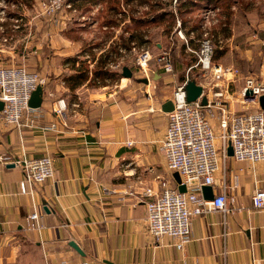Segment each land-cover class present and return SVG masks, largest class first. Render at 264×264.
Wrapping results in <instances>:
<instances>
[{
  "label": "crops",
  "instance_id": "crops-1",
  "mask_svg": "<svg viewBox=\"0 0 264 264\" xmlns=\"http://www.w3.org/2000/svg\"><path fill=\"white\" fill-rule=\"evenodd\" d=\"M249 2L254 6L253 16H238L244 7L235 0L234 12L228 16L224 11L217 18L222 23L215 26L226 23L230 29L227 34L220 28L217 31L219 40L226 39L227 48H219L225 53L216 62L236 66L241 72L230 83L223 81L221 88V98L235 111L252 106L241 99L245 76L252 73L264 81V13H258L264 0ZM208 4L215 3L206 1L203 6ZM215 7L220 8L218 3ZM84 16H76L77 23L69 20L68 26L65 16L62 48L37 55L47 83L42 105L31 110L36 123L30 126L23 117L27 123L17 127L5 123L0 114V264H264V207L253 204L255 190L264 188V160L228 156L226 167L216 173L211 185L214 194L227 190L235 198L228 201L233 210L193 216L191 237L182 248L171 236L157 239L150 234L144 191L147 186L157 187L158 176L171 172L159 148L168 122L162 104L173 99L175 89L188 76L192 79L193 68L188 72L190 65L180 68L177 62L174 72H166L152 62L148 83L141 80L138 66L125 64L127 54L122 52L121 67L112 65L110 55L104 65L118 72L117 76H96L98 60L112 47L119 31L98 38L93 52H80L84 42L79 40L98 21L94 16L88 25L82 21ZM239 17L251 28L245 35L237 32ZM192 21L198 23L192 30H198L202 18ZM103 28L108 29L107 24ZM83 62L88 63L89 77L74 82L69 77ZM124 65L133 76L123 75ZM196 81L201 83L198 76ZM208 95L214 97L210 91ZM59 98L69 105L65 121L53 109ZM52 122H57L56 129L48 128ZM46 153L54 157V176L31 193L21 192L22 166L1 156ZM234 173L239 175L237 188L231 184ZM36 206L43 207L41 227L28 228V216Z\"/></svg>",
  "mask_w": 264,
  "mask_h": 264
},
{
  "label": "built area",
  "instance_id": "built-area-1",
  "mask_svg": "<svg viewBox=\"0 0 264 264\" xmlns=\"http://www.w3.org/2000/svg\"><path fill=\"white\" fill-rule=\"evenodd\" d=\"M178 0H174L177 3ZM42 5L49 11H54L62 5L73 7L70 0H44ZM204 21L202 18L203 38L200 46L195 48L188 38L195 33L185 36L182 21L178 17L177 35L185 38L187 49L194 51L197 61L188 67L199 66V69L211 76L214 83L209 86L200 80L204 87L203 94L208 97V103H203L201 96L195 100H188L186 83L189 76L174 91V109L167 111L168 122L163 136L159 140V148L164 154L166 165L170 171H179L181 182L176 181L172 185L166 175L158 176V186H147L144 191L147 206V228L155 238L171 236L175 239L178 248H182L191 237L192 218L212 210L224 212L233 210L228 203L227 190L216 193L213 198L204 197L203 185L214 184L216 173L226 167L225 162L229 156L228 146L231 143L234 148L233 156L237 160H248L257 162L264 160V108L260 104V96L264 94V81L255 74H247L244 85L241 88V99L243 103L257 106L249 111L233 112L227 101L222 99L223 90L221 82L234 80L240 70L236 66L224 65L213 59L215 44L209 34V13L211 7L207 8ZM19 27L18 24H15ZM194 37V36H193ZM123 54H127L125 49ZM123 54H121L123 56ZM153 53L149 48H142L137 53V64L143 77L151 80V61ZM157 61L166 72H174V62L170 50H163L157 55ZM114 67H121V61H114ZM47 77L38 70L30 69L25 63H11L0 65V100L4 106L0 114L5 123L17 127L25 125L23 117L29 120V125L36 123L32 115L30 99L33 91L38 85H45ZM229 86V85H228ZM212 92L213 98L209 97L208 90ZM53 94V92H51ZM68 102L65 98H59L54 104V112L59 119L66 120ZM218 108L215 112L214 108ZM217 117L219 121L220 134L217 139L216 127L212 118ZM57 122H52L48 128L56 129ZM1 159L6 162L19 164L23 168L24 176L20 180V188L23 193H31L34 187L46 179L54 176V157L49 154L41 156L21 155L14 157L4 154ZM186 185V191L179 189V184ZM231 184L233 188L239 185V175L232 174ZM253 204L256 208L264 207V188L260 187L253 193ZM43 207L36 206L28 216V228L39 229L40 218ZM82 264H87L83 261Z\"/></svg>",
  "mask_w": 264,
  "mask_h": 264
},
{
  "label": "rangeland",
  "instance_id": "rangeland-1",
  "mask_svg": "<svg viewBox=\"0 0 264 264\" xmlns=\"http://www.w3.org/2000/svg\"><path fill=\"white\" fill-rule=\"evenodd\" d=\"M43 1L44 0H0V65L25 63L30 69L41 71L42 60L37 56L38 53L46 56V54L52 52V50H56L60 47L62 48V19L66 16L68 26L70 25V21L77 23L78 20H75L76 16L81 17L83 14H85L86 19L82 21H86L88 25L93 24L91 21L94 19V16L98 21L96 22L97 25H94V27L92 25L91 29L85 31L83 37L79 40L81 43L84 42L83 44L80 43L81 45L78 48L80 52H84L87 49L93 52V47H95L93 43L96 42V45L97 42H99L98 38H105L109 34H112V32L117 33V31H119L113 43L115 44L114 47L118 49L111 48L114 50L111 55V60L115 62L120 61L119 55L123 52L120 48H124L127 53V58H124L125 64L137 67V53L141 51L142 48H149L153 53V59L151 61L155 62L156 65H159L157 55L163 50L171 51L174 68L177 67L178 58H180V60L185 59V63L187 60H191L194 64L198 58L197 54L187 49L185 38H181L179 34H176L178 32L176 30L178 17L182 21L183 31L188 38L187 35L191 34L192 29L196 28L201 21L200 19L196 25H193L192 19L204 18V21L207 20L205 18L207 15L206 10L207 8H212V11L209 13V20L206 22L209 24V34L212 36V41L215 44V56L218 48H227L226 39L219 40L217 31L220 27L215 28V26H220L222 22H219L217 18L220 17L224 11L228 16L234 12V8L232 7L234 1L231 0H225L223 3L218 2L220 8H213L216 4L215 2V4H208L207 7L203 5L199 7L196 6L197 8L185 14L184 12L183 14L180 13L179 3L181 0H178L177 3H174V0H120L117 2V5H115L116 7H111L112 2L102 1L91 6L92 10L90 12H86V10L83 9L84 5H80L79 1L76 3L71 1L73 5L71 8L65 7L62 9L61 5L56 10L48 12L42 5ZM249 1L251 0L242 1L244 11L238 10V16L240 14H243L244 17L247 18L253 16L252 12L255 11L254 6ZM166 7L172 10L173 15L168 14L162 19L152 22L144 19L146 14L154 13L155 9H157V11H162L165 10ZM261 12L264 13V8H261L260 12L258 11L259 14H261ZM139 18L143 19V23H140V25L137 23ZM237 20L239 26H237L236 29L239 35H245L250 31L251 28L246 25L245 19L241 20V17H239ZM15 24H18L19 27H16ZM103 24H107L108 29L103 28ZM220 30L227 34L230 29L223 30V27H221ZM194 32L195 33H193L188 40L192 46L198 48L203 38L202 25ZM133 33L135 34L136 40L130 41V34ZM245 40L246 37L244 39L245 44H247V42L249 43V39L247 42ZM158 42H162L163 46H158ZM117 45L123 46L118 47ZM108 51L109 49L106 52ZM187 54H196V59L194 55L186 56ZM214 60L217 61V59ZM32 65H34V67H32ZM194 68H197V75L200 80H203L205 83L211 81L207 83L209 86L214 83L212 77L209 75L206 77L199 69V66ZM254 69L253 67L252 70ZM221 84L223 85V82H221ZM230 87H232V85H230ZM206 90H208L209 93L210 90L207 88ZM158 100L159 99H157V101ZM256 107L257 106L253 105L251 107L248 106L244 111L253 110L256 109ZM214 111L217 112L218 108H214ZM212 121L216 127L217 139L219 142L220 137L218 136L220 134V127L218 118L215 116L212 118ZM174 171L172 170L165 174L172 185H176V180L173 176Z\"/></svg>",
  "mask_w": 264,
  "mask_h": 264
},
{
  "label": "trees",
  "instance_id": "trees-1",
  "mask_svg": "<svg viewBox=\"0 0 264 264\" xmlns=\"http://www.w3.org/2000/svg\"><path fill=\"white\" fill-rule=\"evenodd\" d=\"M70 1H73V2H78L79 1V4H83V9H90L91 6L99 3V2H102V1H106V2H112V6L111 7H116L115 5H117V2L120 1V0H70ZM149 1V0H147ZM206 1H209L211 3H218V2H224L225 0H181L180 3H179V9H180V13L184 14L187 12H191L194 8H197L196 6H202L204 5V3ZM231 1H235V0H231ZM242 1L243 0H238V4L240 7H242ZM155 5V4H153ZM155 7V6H154ZM154 9V8H153ZM172 10H170V8H167L165 10H162V11H157V9H155L154 13H150V14H146L144 16V19L147 21L149 20V22H152V21H156V20H160L162 19L164 16L168 15V14H172ZM137 23L140 25V23H143V19L142 18H139ZM194 24L196 25L197 22ZM228 25V24H227ZM225 24H223V30L225 29H228V26ZM198 29V28H197ZM130 41H133V40H136L135 39V34H130ZM115 44H113V48ZM118 47H122L123 45H117ZM112 47H110L109 51L106 52L103 57H100V59L98 60V65L95 67L94 69V74L96 76H99V77H106V76H109V75H115L117 76L118 75V72L116 71H111L107 68H104V65L106 63V60L111 56V53H113V49H111ZM115 49H118V48H115ZM225 53V49H217L216 51V54L214 56V59H219V57L221 55H223ZM110 55V56H109ZM188 55H194L195 59H196V54H187L186 56ZM183 59V58H182ZM183 61V62H182ZM192 61L191 60H187V62L185 63V59L184 60H180V58H178V66L182 67V68H187L189 65H192L193 62L191 63ZM88 63L87 62H83V65L81 67H79L77 69L76 72H74L69 78L71 80H73L74 82L76 81H83V80H86L88 77H89V72H88ZM197 68H193L191 70V77L192 79H197ZM185 77V74L183 72V74L181 75V78H184Z\"/></svg>",
  "mask_w": 264,
  "mask_h": 264
},
{
  "label": "water",
  "instance_id": "water-1",
  "mask_svg": "<svg viewBox=\"0 0 264 264\" xmlns=\"http://www.w3.org/2000/svg\"><path fill=\"white\" fill-rule=\"evenodd\" d=\"M123 75L125 76H133V71L132 69L128 66V65H124L123 66V71H122ZM141 80L143 81H148V78L143 77L141 78ZM186 91H187V98L188 100H195L197 99L199 96H201L202 102L203 103H208V97L206 94H203L204 91V87L202 84L198 83L196 81V79H189L186 83ZM43 96H44V86L43 85H38V87L33 91L31 99H30V106L33 108H37L40 107L42 105V101H43ZM260 104L261 106L264 108V94H262L260 96ZM4 106V101L0 100V110L3 108ZM162 109L164 111H171L174 109V101L172 98H169L167 100H165L162 104ZM228 154L229 155H233L234 154V148L233 145L230 143L228 146ZM14 165V164H11ZM173 176L175 178V180L177 182H181V176L179 171H174L173 172ZM179 189L181 191H186V185L185 184H179ZM203 193H204V197L206 198H213L214 197V190H213V186L211 184H205L203 185ZM71 244L73 246H75L78 250H80L81 252H83L81 250V248L79 247V245L74 241L71 240Z\"/></svg>",
  "mask_w": 264,
  "mask_h": 264
}]
</instances>
